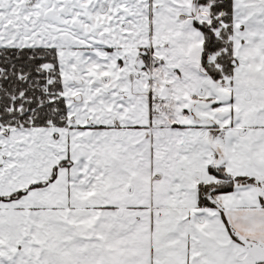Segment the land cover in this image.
Here are the masks:
<instances>
[{"label": "snow or ice", "instance_id": "6c2138e0", "mask_svg": "<svg viewBox=\"0 0 264 264\" xmlns=\"http://www.w3.org/2000/svg\"><path fill=\"white\" fill-rule=\"evenodd\" d=\"M0 264H264V0H0Z\"/></svg>", "mask_w": 264, "mask_h": 264}]
</instances>
